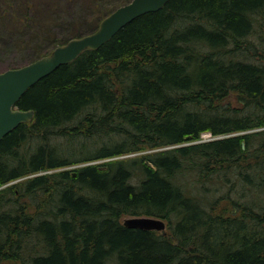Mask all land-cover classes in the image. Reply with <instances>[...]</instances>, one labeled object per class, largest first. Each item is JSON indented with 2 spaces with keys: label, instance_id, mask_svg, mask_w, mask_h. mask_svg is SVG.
<instances>
[{
  "label": "trees",
  "instance_id": "16d2710c",
  "mask_svg": "<svg viewBox=\"0 0 264 264\" xmlns=\"http://www.w3.org/2000/svg\"><path fill=\"white\" fill-rule=\"evenodd\" d=\"M16 106L33 119L0 140V186L60 170L0 188V264H264V0H168Z\"/></svg>",
  "mask_w": 264,
  "mask_h": 264
},
{
  "label": "rangeland",
  "instance_id": "374dc122",
  "mask_svg": "<svg viewBox=\"0 0 264 264\" xmlns=\"http://www.w3.org/2000/svg\"><path fill=\"white\" fill-rule=\"evenodd\" d=\"M13 1L18 2L19 0H0V5L2 6V4L4 5L5 2L8 3ZM31 1L33 2V13L30 19H19L16 18L14 14L13 18H0V72L7 68H17L25 65L28 62L35 60L39 56L49 54L56 46L63 44L70 38L79 37L82 36V34L84 35L95 31L96 28L93 31L92 29H94L97 22L95 19L98 15L95 14L98 12V10L104 6L111 7L118 2V0ZM98 3L103 4L99 5ZM99 23L100 21L97 23V27ZM234 98L235 96L233 99ZM258 129L259 128H255L254 130ZM222 136L223 135H218L217 137H213L209 131H203L200 133L199 138L202 141H207ZM201 137L204 138L202 139ZM57 142L59 143V147L66 146L65 140L63 139H58ZM172 146L174 145L163 148L161 147L160 149L171 148ZM150 151L152 150L144 149L141 151L124 153L105 159L93 160L88 163H100L110 160L130 158ZM76 166L79 165H72L68 168ZM56 170L60 169L42 170L40 173L45 174ZM33 175H35V173H30L28 175L19 177L5 185H1L0 188L22 181ZM126 217H128V215L121 216L120 221L123 222L124 218Z\"/></svg>",
  "mask_w": 264,
  "mask_h": 264
},
{
  "label": "water",
  "instance_id": "95a60500",
  "mask_svg": "<svg viewBox=\"0 0 264 264\" xmlns=\"http://www.w3.org/2000/svg\"><path fill=\"white\" fill-rule=\"evenodd\" d=\"M168 0H130L116 7L99 23L97 29L56 46L49 54L17 68L0 72V140L22 122L33 119L32 109H19L16 103L21 95L38 80L62 64L69 63L89 48L96 49L107 42L135 18L162 8ZM122 224L130 228L165 231L166 222L146 215L128 216Z\"/></svg>",
  "mask_w": 264,
  "mask_h": 264
},
{
  "label": "bare ground",
  "instance_id": "6f19581e",
  "mask_svg": "<svg viewBox=\"0 0 264 264\" xmlns=\"http://www.w3.org/2000/svg\"><path fill=\"white\" fill-rule=\"evenodd\" d=\"M202 139L204 138V137H201ZM201 140V139H200ZM65 168H68V167H65ZM40 171H42V170H39V171H36V172H32V173H35V175H40V174H42V173H40ZM39 172V173H38ZM36 173H38V174H36ZM35 175H33V176H35Z\"/></svg>",
  "mask_w": 264,
  "mask_h": 264
}]
</instances>
